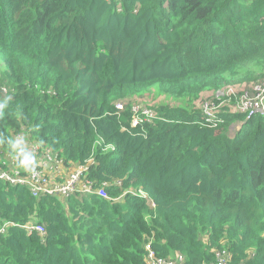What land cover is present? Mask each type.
I'll use <instances>...</instances> for the list:
<instances>
[{
	"label": "trees",
	"instance_id": "trees-1",
	"mask_svg": "<svg viewBox=\"0 0 264 264\" xmlns=\"http://www.w3.org/2000/svg\"><path fill=\"white\" fill-rule=\"evenodd\" d=\"M260 79L264 0H0V150L26 132L67 172L93 157L94 187L123 181L110 199L34 197L0 181V221L47 227H12L0 264H147L149 243L159 257L185 254L177 264L225 253L264 264V114L246 120L228 103L225 123L207 126L193 100L218 82Z\"/></svg>",
	"mask_w": 264,
	"mask_h": 264
},
{
	"label": "built area",
	"instance_id": "built-area-1",
	"mask_svg": "<svg viewBox=\"0 0 264 264\" xmlns=\"http://www.w3.org/2000/svg\"><path fill=\"white\" fill-rule=\"evenodd\" d=\"M259 87V89H257ZM264 91V79L254 82L251 84H247L246 91L243 90V87L236 94L229 93L228 97L223 100L224 105L231 103V110L233 113L238 114H246V112L250 113V117L254 116L256 111V107L259 105L260 95L256 96V93L259 91ZM210 98V96H209ZM236 100L235 102L232 101ZM243 104L242 108H238L237 105ZM202 107L204 111H208L210 113L209 117H214L217 113L218 105L216 102H211L210 99L202 101ZM122 108V105L121 107ZM145 113H148L145 111ZM210 122H212V118H208ZM136 120H134L135 122ZM23 140L26 139L24 134H20L18 136ZM10 159V164L7 165V160L5 158L0 159L1 163L6 167L0 173V177L6 179L9 183L20 186L27 187L30 189L32 196L40 197L44 195H51L57 197H68L80 191L83 195H88L95 192V187L93 184V180H91L87 176V171L90 168V164L94 161V158L91 157L86 163L74 164L72 166H76L71 172H65V177L56 181L57 179L53 177L52 174L47 172L48 167H53V172H61L65 170V160L59 155L53 154L51 149H47L41 152L40 145L34 144L32 152L36 157L41 156L43 160H37V166L34 171H25L24 169L18 166V158L16 153L11 152L9 150H0ZM63 174V175H64ZM122 181H118V184H121ZM142 192V191H141ZM99 195L107 197V192L105 188H101L97 191ZM142 195V194H141ZM146 197V195H142ZM12 227H20L27 231L28 234H32L34 232H38L41 235H45L47 233V229L44 224L39 223L38 221L32 219L26 223H18L15 221H0V237L7 233L9 228ZM147 250V264H177V262L182 261V257H178L177 261L175 259L170 258H162L155 254V251L152 248L151 243L146 245ZM229 256H224L223 259H220V264H229Z\"/></svg>",
	"mask_w": 264,
	"mask_h": 264
},
{
	"label": "rangeland",
	"instance_id": "rangeland-1",
	"mask_svg": "<svg viewBox=\"0 0 264 264\" xmlns=\"http://www.w3.org/2000/svg\"><path fill=\"white\" fill-rule=\"evenodd\" d=\"M262 80V79H260ZM258 80V81H260ZM242 82L240 81H237V82H231L229 84H219L216 83L215 86L211 87V88H206L202 91V96L198 98L199 95H196L195 99L194 100V105H195V109H200V111L202 112L201 113V116L200 118L197 120V122H200V121H203V120H206L210 113L208 111H204L203 110V107L201 105L202 101L204 100H208L210 99V101L213 103V102H216L217 105H218V108H217V114L219 117H217L218 121L222 122L223 119H224V115L226 113V110L224 108V103H223V96L225 95H228V92L230 91V89L233 87L235 88V86H237L240 90L242 87H243V90L246 91V87H247V84H251V83H254V82H258V81H248V83H246L247 81L246 80H241ZM239 83V84H237ZM245 83V84H244ZM257 89H259V87H257ZM6 93V91H4ZM260 95V99H259V105L256 107V109H254L256 111V114H264V91L260 90L259 93H256V96H259ZM210 96V98H209ZM238 108H242L243 107V104H239L237 105ZM119 107H121V105H119ZM245 117H246V120L247 119H250L248 118L250 116V113L249 112H246V114H243ZM207 124V126H215L213 125L214 121L210 122V121H206L204 122ZM242 125H243V121H236L235 124H231L229 125L228 127V133L229 135L233 138L236 134V132L242 128ZM27 147L32 151L33 150V145L35 143H37L33 138H27V139H24ZM7 148H9L8 144L6 145ZM0 153H2V151H0ZM91 158V157H90ZM90 158H87L88 160ZM37 160H43L45 163H46V160H44L41 156L39 157H36ZM47 172L49 174H52L54 178H56L57 180L56 181H60L62 180L64 177H65V172H66V169L61 171V172H53V167H48L47 169ZM64 174V175H63ZM122 181V180H120ZM113 185L115 184H110L109 182H105L103 185L101 186H98V187H95V193H97V191L101 188H105V187H112ZM142 195H146V198L145 199H148V204L150 205L149 207L151 209H156L158 207L157 205V202L155 201L153 195L151 192H140ZM102 196V195H101ZM103 197V196H102ZM63 199V198H62ZM118 199H121V198H118ZM118 199H115V200H118Z\"/></svg>",
	"mask_w": 264,
	"mask_h": 264
},
{
	"label": "clouds",
	"instance_id": "clouds-1",
	"mask_svg": "<svg viewBox=\"0 0 264 264\" xmlns=\"http://www.w3.org/2000/svg\"><path fill=\"white\" fill-rule=\"evenodd\" d=\"M225 98H223V100H224ZM8 107V104H7V102L5 101L4 103H0V118H2L4 115H5V109ZM224 108H225V110H226V113L225 114H233L231 111H229V109L226 107V105H224ZM132 111L134 112V114H136V116H134V118L132 119L133 120V125H139V124H141V116H140V112H141V109H136V107H134L133 109H132ZM145 111H147L148 113H145ZM155 110L153 109V108H151V107H146L144 110H143V116H144V118L143 119H145V120H150V121H153L155 118H153V119H149L151 116H155ZM241 115H243V114H241ZM215 116H217V117H219L218 116V114L216 113V115ZM208 117V118H212V121H214V123H213V125H215V126H217L219 123H225V115H224V119H223V121L222 122H220V121H218L217 119V117ZM208 118L206 119V120H203L204 122H206V121H209L208 120ZM134 120H136L135 122H134ZM232 124H235V122H233ZM241 129V128H240ZM239 129V130H240ZM238 130V131H239ZM21 134H24L25 135V138L27 139V138H31V135H29V134H27L26 135V132H24V133H21ZM20 134H18L17 135V133L14 135V138H12V137H9V138H7V144H8V146H9V148H8V150L9 151H11V152H14V153H16V156H17V158H18V166L20 167V168H22V169H24L25 171H34L35 170V167L37 166V159H36V156H35V154L27 147V145H26V143H25V141L22 139V138H19L18 136H19ZM4 142V138L3 137H0V143H3ZM36 144H38V145H40V150H41V152L42 151H44V150H47V149H51L52 150V152H53V154H55V155H59L60 157H62L60 154H59V152L58 151H56L53 147H50V146H46L43 142H41L40 140H37V143ZM63 158V157H62ZM90 158V157H89ZM64 159V158H63ZM65 160V159H64ZM88 160V159H87ZM0 164L1 165H3L2 163H1V161H0ZM70 164H72V165H74V164H80V163H70ZM67 166V165H66ZM6 169V166H4L3 165V170H5ZM3 170H0V173L3 171ZM0 181H3V182H6V183H8V184H10V185H12V186H16V185H13V184H11V183H9L6 179H4V178H1L0 177ZM121 184H123V181H122V183ZM121 184H117V185H113V186H119V185H121ZM17 187H20V186H17ZM108 188H110V187H105V190H106V192H107V197H104L103 196V198H106V199H110L111 198V196L109 195V193H108V191H107V189ZM147 192V191H145L144 189H133V188H128V189H125L124 190V194H126V193H131V194H133V195H141V193L140 192ZM91 194H96V195H98V196H100V197H102L101 195H99L98 193H91ZM88 195H90V194H88ZM123 196V195H122ZM122 196H120V197H116L115 199H118V198H122ZM59 198H62V197H59ZM32 219H34V220H36L37 221V219L36 218H30L29 220H32ZM28 220V221H29ZM12 221V220H11ZM28 221H26V222H28ZM26 222H18V223H26ZM40 223V222H39ZM43 224V223H42ZM45 225V224H44ZM45 227H46V225H45ZM17 228H20V227H17ZM12 228H9V230H8V232L7 233H4L1 237H4V236H6V235H8L9 234V232H10V230H11ZM20 229H22V228H20ZM46 229H47V227H46ZM24 230V229H23ZM25 231V230H24ZM26 233H27V231H25ZM38 233V232H37ZM28 234V233H27ZM28 235H31V234H28ZM0 237V238H1ZM226 254V253H225ZM224 254V255H225ZM178 257H182L183 259H182V261L181 262H177V263H183L185 260H186V256H185V254H182V253H178V254H176L175 256H173V258L172 259H175L176 261H177V258ZM162 258H165V257H162ZM229 264H234L233 262H232V256L231 255H229ZM219 264H220V261H219Z\"/></svg>",
	"mask_w": 264,
	"mask_h": 264
},
{
	"label": "crops",
	"instance_id": "crops-1",
	"mask_svg": "<svg viewBox=\"0 0 264 264\" xmlns=\"http://www.w3.org/2000/svg\"><path fill=\"white\" fill-rule=\"evenodd\" d=\"M229 255H231V254L229 253ZM224 256L225 255L221 254L220 257H219V261H220L221 258L223 259Z\"/></svg>",
	"mask_w": 264,
	"mask_h": 264
}]
</instances>
